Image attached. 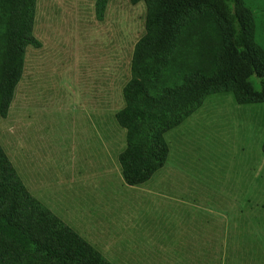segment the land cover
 Returning a JSON list of instances; mask_svg holds the SVG:
<instances>
[{"label": "rangeland", "instance_id": "obj_1", "mask_svg": "<svg viewBox=\"0 0 264 264\" xmlns=\"http://www.w3.org/2000/svg\"><path fill=\"white\" fill-rule=\"evenodd\" d=\"M245 1L264 51V0ZM16 7L17 0H0V30ZM26 7L31 40L10 104L0 109V145L35 199L72 226L100 215L92 209L115 221L151 206L132 203H151L157 214L187 220L190 234L228 246L237 263L264 264V101L206 92L164 121L156 137L164 150L151 151L146 178L130 185L122 160L136 143L121 114L136 78V47L147 35L148 4L27 0ZM181 57L195 61L182 48L155 93L181 81V68L173 67ZM123 249L120 264H142L144 255Z\"/></svg>", "mask_w": 264, "mask_h": 264}, {"label": "trees", "instance_id": "obj_2", "mask_svg": "<svg viewBox=\"0 0 264 264\" xmlns=\"http://www.w3.org/2000/svg\"><path fill=\"white\" fill-rule=\"evenodd\" d=\"M145 1L147 35L136 47V78L121 114L131 142L136 143L135 151L122 160L130 185L146 178L151 151L164 150L156 141L164 121L168 124L206 92L225 89L239 100L264 101V51L256 41L255 18L245 0ZM26 5L27 0H17L13 15L5 16V29L0 30L2 110L9 106L20 78L23 45L31 40ZM182 48L195 54V61L181 57L173 66L181 68V81L155 93L159 75ZM0 264H112L35 199L1 145Z\"/></svg>", "mask_w": 264, "mask_h": 264}, {"label": "crops", "instance_id": "obj_3", "mask_svg": "<svg viewBox=\"0 0 264 264\" xmlns=\"http://www.w3.org/2000/svg\"><path fill=\"white\" fill-rule=\"evenodd\" d=\"M125 205L118 203L126 209ZM140 205L154 206L140 202L130 206ZM151 206L145 213L122 214L115 221H111L104 211L100 213V208L92 209L100 215L86 216L85 222L79 221L74 226L67 224L112 264L116 263L109 255H118L117 264H120L119 257L121 259L125 253L123 248L126 246H130L132 252L144 255L142 264H239L228 255V246L213 243L210 235L203 232L193 231L195 234H190L187 220L182 217L181 220H174L168 215L157 214ZM116 221L119 223L116 224ZM173 222L178 223L176 228H173Z\"/></svg>", "mask_w": 264, "mask_h": 264}]
</instances>
